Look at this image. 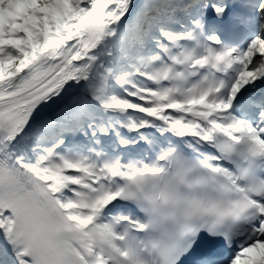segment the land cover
I'll return each mask as SVG.
<instances>
[{"label":"snow or ice","instance_id":"obj_1","mask_svg":"<svg viewBox=\"0 0 264 264\" xmlns=\"http://www.w3.org/2000/svg\"><path fill=\"white\" fill-rule=\"evenodd\" d=\"M0 264H264V0H0Z\"/></svg>","mask_w":264,"mask_h":264}]
</instances>
